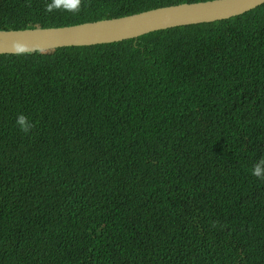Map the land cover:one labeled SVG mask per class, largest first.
Segmentation results:
<instances>
[{"label":"trees","instance_id":"trees-1","mask_svg":"<svg viewBox=\"0 0 264 264\" xmlns=\"http://www.w3.org/2000/svg\"><path fill=\"white\" fill-rule=\"evenodd\" d=\"M207 1L83 0L74 14L0 0V30ZM262 156L264 4L0 55V264H264V180L251 174Z\"/></svg>","mask_w":264,"mask_h":264},{"label":"water","instance_id":"water-1","mask_svg":"<svg viewBox=\"0 0 264 264\" xmlns=\"http://www.w3.org/2000/svg\"><path fill=\"white\" fill-rule=\"evenodd\" d=\"M263 4L264 0H212L61 28L0 30V55H16L11 51L13 42L24 45L26 53L113 44L157 31L227 20Z\"/></svg>","mask_w":264,"mask_h":264},{"label":"clouds","instance_id":"clouds-1","mask_svg":"<svg viewBox=\"0 0 264 264\" xmlns=\"http://www.w3.org/2000/svg\"><path fill=\"white\" fill-rule=\"evenodd\" d=\"M82 2H83V0H49V3H47L45 5V11L48 13H51V12L56 11V10H64V11L71 12V13L75 14V13L80 12ZM123 17H125V16H123ZM112 19H114V18H112ZM104 20H107V19H104ZM34 29H39V28H34ZM40 29H42V28H40ZM25 30H30V29H25ZM130 40H132V39H130ZM125 41H127V40H125ZM89 47H91V46H89ZM61 48H65V47H61ZM57 49H59V48H57ZM11 51H13L17 55H23L27 52V48L18 42H13V44L11 45ZM36 52H38V51H36ZM16 125L19 128V130L25 134H28L31 131V129L34 127L33 123L29 120V118L23 114H19L17 116ZM251 174L253 176H255L257 179L264 180V156H262L256 163H254L252 165ZM212 227H216V224L213 223Z\"/></svg>","mask_w":264,"mask_h":264}]
</instances>
